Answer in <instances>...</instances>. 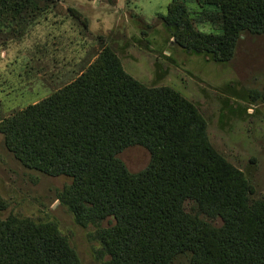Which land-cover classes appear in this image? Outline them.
<instances>
[{
	"label": "trees",
	"instance_id": "trees-1",
	"mask_svg": "<svg viewBox=\"0 0 264 264\" xmlns=\"http://www.w3.org/2000/svg\"><path fill=\"white\" fill-rule=\"evenodd\" d=\"M40 1L0 0V31L23 30L44 10ZM192 1L201 7L195 17L186 0L159 15L185 50L225 62L244 33H264V0ZM0 133L24 166L70 178L64 200L79 224L106 219L98 234L106 264H170L177 255L190 264H264V195L249 198L250 183L212 148L191 101L131 77L109 45L69 83L1 118ZM135 145L149 161L132 172L118 155ZM4 209L0 198V264H79L51 228L13 225Z\"/></svg>",
	"mask_w": 264,
	"mask_h": 264
},
{
	"label": "rangeland",
	"instance_id": "rangeland-1",
	"mask_svg": "<svg viewBox=\"0 0 264 264\" xmlns=\"http://www.w3.org/2000/svg\"><path fill=\"white\" fill-rule=\"evenodd\" d=\"M50 1H40L44 10L23 30L0 31V119L69 83L109 45L131 77L147 86H170L191 101L206 122L212 148L250 183L249 198L264 195V33H244L232 58L215 62L174 42L159 18L171 0ZM186 6L192 17L201 10L192 0ZM195 26L214 31L208 23ZM118 156L132 172L149 161V152L138 145ZM69 183L67 176L24 166L0 133L1 218L48 226L74 249L79 264H106L98 234L108 223L75 220L64 200ZM185 207L192 212L190 202ZM170 264L190 263L177 255Z\"/></svg>",
	"mask_w": 264,
	"mask_h": 264
}]
</instances>
